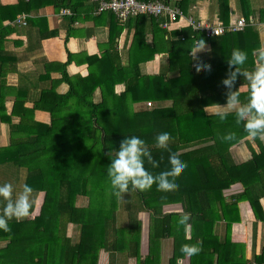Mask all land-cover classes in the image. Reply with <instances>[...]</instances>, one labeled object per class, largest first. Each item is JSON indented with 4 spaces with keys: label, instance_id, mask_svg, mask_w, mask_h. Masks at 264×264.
Here are the masks:
<instances>
[{
    "label": "trees",
    "instance_id": "1",
    "mask_svg": "<svg viewBox=\"0 0 264 264\" xmlns=\"http://www.w3.org/2000/svg\"><path fill=\"white\" fill-rule=\"evenodd\" d=\"M87 1L21 0L15 5L0 4V31L5 18L13 19L23 9L32 11L49 4L58 11L62 8L73 11L72 16H67V24L71 27L81 16ZM162 1L188 13L196 0ZM217 1L220 19L229 23L231 0ZM92 4L94 12L95 4ZM238 4L241 16L247 21L245 29L212 37L191 27L170 31L163 26V17L145 14L130 17L127 25L135 27L136 31L128 65H124L116 53L112 56L109 53V57L97 60L100 66L97 70L92 63L88 76L70 75L67 66L72 54L69 53L68 61L62 64L59 80L67 83V91L60 93L54 86L48 91L42 90L33 107L22 108L19 124L4 119L10 126L11 138L9 146L0 147V165L12 174L15 171L10 166L17 168L21 190L25 184L33 189L30 199L40 192H44V199L38 215H30L19 222L9 221L10 231L0 233L9 240L1 250V257L9 264H98L100 251L105 250L111 256L121 252L134 257L138 264H153L156 247L163 239L173 238L174 255L170 264H176L175 258L184 255L180 252L182 244L201 247L198 254L191 256V264H247L250 261L245 258V244L232 241V224L241 220L238 207L241 200H248L256 217L264 221L261 205L264 151L252 150L251 159L236 163L229 149L248 136L243 124H236L234 113L220 121L203 110L210 104L226 102L221 80L228 70L226 58L238 42L246 43L244 50L250 58L249 65L242 69H255V57L260 62L263 60L264 51L255 25L264 22V8H253L252 0H238ZM104 14H110L115 24L120 22L112 11ZM123 28L117 26L112 44ZM148 30L152 34L150 41ZM70 34L69 29L67 36ZM0 37H3L1 33ZM202 40L212 43V61L217 60L210 72L193 68L190 53ZM224 43L231 45L229 50L224 51ZM163 52L168 54V70L177 69L178 74H143L140 71L142 62ZM240 82L248 83L240 76L236 88ZM119 83L126 84L121 93L115 91ZM98 90L99 99L96 98ZM164 100H172V105H157ZM141 102H151L152 107L139 108L137 104ZM37 109L51 113L50 124L32 118ZM24 116L28 117L24 119ZM20 124L28 126L24 136L18 134ZM162 132L171 136L170 150L187 163L176 177L179 187L163 192L157 190L154 183L146 191L130 187L119 196L114 194L107 175L111 163L109 152L118 150L125 136L142 138L158 165L152 167L145 162L144 166L155 176L170 167L169 152L158 149L154 143L155 137ZM230 132L235 133L237 139L223 141L221 137ZM193 146L196 148L191 149ZM236 182L243 183L244 191L227 201L224 190ZM83 196L88 203L78 205L79 197ZM177 203L182 204V212H164L165 205ZM33 210L31 202L30 214ZM121 210H124L122 214ZM146 211L151 215L150 253L143 258L140 213ZM184 213L189 214L190 238H187V227L178 224ZM220 220L227 221L223 236L214 230ZM71 223L79 231L75 241L68 235ZM254 259L264 262V248Z\"/></svg>",
    "mask_w": 264,
    "mask_h": 264
},
{
    "label": "crops",
    "instance_id": "2",
    "mask_svg": "<svg viewBox=\"0 0 264 264\" xmlns=\"http://www.w3.org/2000/svg\"><path fill=\"white\" fill-rule=\"evenodd\" d=\"M21 0H0L2 5H15ZM28 0H25L27 2ZM39 0H36L38 2ZM83 6L81 16L71 25L67 24V15H62L60 10H56L54 5H46L40 8L27 11L23 9L13 18H5L0 33V147L10 145V126L5 118L14 124H19L22 120V108L33 107L34 101L38 99L42 90L48 91L52 86L55 90L64 93L67 91V83L59 81L62 77V64L69 59V53L72 54L71 62L67 66L70 75L88 76L93 68H100L98 61L116 53L122 59L124 65H128L130 61V50L134 38L135 27H129L126 23L117 21L115 24L110 14H94L93 4L87 1ZM253 8H264V0H252ZM230 7L232 11L231 19L243 15L239 8L238 0H231ZM184 13V12H183ZM184 17L179 22L171 25L170 31L186 28V18L193 16L197 21L204 23H216L222 21L219 17V4L217 0H196L192 4L188 13H184ZM1 16V13H0ZM24 16L26 24L18 23L17 17ZM72 16V15H69ZM117 26H123L122 31L117 34L115 42L112 44V35L117 31ZM255 29L259 35L261 50L264 51V22H258ZM70 29V35L67 36ZM147 29H150L147 25ZM152 34L148 30L147 38L150 41ZM253 42V40H252ZM245 42H238L236 48L245 51ZM217 46V45H216ZM210 41L204 42V46L195 54L196 47L191 51L193 59V68L197 62L208 63L212 66L217 60L212 61L213 49ZM215 47V46H214ZM230 44L224 43L222 48L224 51L229 50ZM219 48V47H216ZM214 58V57H213ZM255 57L256 65L264 63ZM227 62V60H226ZM168 54L157 53L152 60L144 61L139 68L143 74H158L165 72L169 76L178 74L177 69L168 70ZM250 58L244 65H249ZM243 65V66H244ZM242 66V67H243ZM92 68V69H93ZM202 69V68H201ZM126 88L125 83H119L115 86V91L121 93ZM240 100L242 103L247 101L249 85L246 82H240L238 85ZM53 94H51L52 96ZM100 92H96V98L99 99ZM23 99H25L23 101ZM4 104H2V102ZM226 102L222 104L209 105L204 107L207 115L216 116L214 113L222 109ZM146 104L141 102L137 104L139 108ZM160 107H170L172 100H164L157 103ZM5 108V109H4ZM150 109V107H142ZM234 113V110H228ZM235 115V114H234ZM29 116V115H28ZM28 116H24V119ZM4 117V118H2ZM35 121L44 124L51 123V113L47 110L37 109L33 112ZM217 120V119H216ZM19 135H26L28 126L20 124ZM200 146V145H199ZM196 148L195 146L191 149ZM198 148V146H197ZM252 150L256 153L264 151V141L258 138L247 136L239 142L233 144L229 151L236 163H243L252 158ZM6 167L0 165V178L9 171ZM1 184V179H0ZM244 185L236 182L231 187L224 190V196L227 201L235 195L244 191ZM34 195V194H33ZM39 198L41 201L39 202ZM44 192L35 194L31 202L34 203V211L30 214L36 216L40 213V207L43 203ZM261 205L264 210V197L261 199ZM177 207L175 210H166L164 212H182V204L178 203L170 208ZM241 220L232 224V241L244 245L245 258L247 260L254 259L256 255L262 253L264 248V221L258 219L248 200L238 202ZM36 210V211H35ZM147 213L148 219L146 227L141 214ZM140 219L142 221V239H141V255L143 258L150 253L149 233H150V212H141ZM226 220H220L216 226V233L221 236L226 230ZM71 226V227H70ZM77 231V235L73 238L72 233ZM4 232L0 230V233ZM79 231L75 229L74 224H69L68 235L73 240L78 239ZM191 236V226L187 227V238ZM9 240L0 234V264H9L8 260L1 257V250L5 249ZM174 255L173 238H165L156 247L154 251L153 264H170V260ZM256 260V259H254ZM176 264H191V256H178L175 258ZM98 264H138L137 259L128 257L127 255L116 252L114 255L105 250L100 251Z\"/></svg>",
    "mask_w": 264,
    "mask_h": 264
},
{
    "label": "clouds",
    "instance_id": "3",
    "mask_svg": "<svg viewBox=\"0 0 264 264\" xmlns=\"http://www.w3.org/2000/svg\"><path fill=\"white\" fill-rule=\"evenodd\" d=\"M204 46V40L198 42L196 51ZM227 59V72L221 80V85L226 90V103L221 106L214 114L220 121H224L228 115V110H234L236 124H243L245 133L252 137L264 141V63L249 71L242 69L247 60V53L238 48H234ZM195 68L199 71L210 72L212 66L208 63L197 62ZM242 76L250 86L247 101L242 103L240 100L239 88L235 87L237 78ZM223 141H234L237 139L235 133H227L221 137ZM171 136L168 132H162L155 137V146L169 152L168 162L170 167L161 171L155 176L145 168V162L157 167V162L146 146V142L135 135L125 136L120 142L118 150L109 152L111 160L107 168V175L114 194L119 196L121 193L129 191V188L139 191L149 190L155 183L157 190L167 192L179 187L176 177L187 167L180 155L172 152L169 148ZM33 189L25 184L22 192L13 196V185L11 183L0 184V230L10 231L9 221H21L30 216L31 194ZM189 214L184 213L178 220L179 225L187 227ZM201 251L198 244H182L180 252L185 256H193ZM179 264V261H178Z\"/></svg>",
    "mask_w": 264,
    "mask_h": 264
},
{
    "label": "built area",
    "instance_id": "4",
    "mask_svg": "<svg viewBox=\"0 0 264 264\" xmlns=\"http://www.w3.org/2000/svg\"><path fill=\"white\" fill-rule=\"evenodd\" d=\"M95 4L94 14H100L105 11H112L116 17L125 23L130 17H136L139 15H153L156 17H163V26L171 28V25L180 21L185 15L183 10L171 3H166L162 0H91ZM62 15H73V11L70 8H62L60 10ZM187 27H191L193 30H201L206 36H218L227 32L243 31L247 26V21L244 16H238L234 20H230L229 23L218 21L216 23H204L197 21L193 16L186 18ZM17 22L26 24L25 17H17ZM149 106L151 102L147 103ZM247 264H264L258 260H250Z\"/></svg>",
    "mask_w": 264,
    "mask_h": 264
},
{
    "label": "rangeland",
    "instance_id": "5",
    "mask_svg": "<svg viewBox=\"0 0 264 264\" xmlns=\"http://www.w3.org/2000/svg\"><path fill=\"white\" fill-rule=\"evenodd\" d=\"M141 107H149V105L146 103V104H144L143 106H141ZM152 107V106H151ZM10 167H12V169H14V171H15V173H13L12 174V172L11 171H7L5 174H4V176H2L0 179H1V184H3V183H11L12 185H13V196L15 197L16 195H18L20 192H22V190H21V188H22V184H21V177H20V174H19V172H18V170H17V168L13 165H11ZM13 175V176H12ZM22 183H23V180H22ZM80 198V200H78V202H77V204L78 205H86L87 203H88V199H87V197H79ZM41 201V199L39 198V202ZM178 205H179V203H178ZM172 206H175V204H169V205H165V209L166 210H169V209H171V210H175L177 207H174V208H170V207H172ZM0 208L2 209V204H0ZM0 211H2V210H0ZM34 211V210H33ZM36 211V210H35ZM123 211L124 210H121V214L123 213ZM141 217H142V219H144V223H145V225H146V227L148 226V224H147V219H148V215H147V213H142L141 214ZM125 222H126V220H124ZM69 227V226H68ZM71 227V226H70ZM75 229H77V226H75ZM77 231L75 230L73 233H72V235H73V238H75L76 237V235H77V233H76Z\"/></svg>",
    "mask_w": 264,
    "mask_h": 264
}]
</instances>
